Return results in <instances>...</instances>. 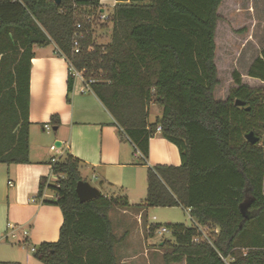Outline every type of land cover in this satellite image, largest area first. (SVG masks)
Returning a JSON list of instances; mask_svg holds the SVG:
<instances>
[{
    "label": "trees",
    "instance_id": "obj_1",
    "mask_svg": "<svg viewBox=\"0 0 264 264\" xmlns=\"http://www.w3.org/2000/svg\"><path fill=\"white\" fill-rule=\"evenodd\" d=\"M99 1L0 0V163L29 162L32 49L52 43L139 152L136 163L146 164L157 126L176 146L180 165L148 166L145 199L136 205L188 209L193 225L167 226L172 241L162 242L171 248L164 264H264V88H250L233 71L226 99L214 98L222 0H116L103 21ZM108 24L109 42L98 43L95 26ZM246 75L264 81V51ZM73 81L68 72L67 94ZM151 104L161 108L154 122L148 121ZM59 122L56 114L49 117L53 128ZM249 131L258 142L245 140ZM83 166L66 153L52 163L54 183L39 180L37 195L51 190L46 202L62 215L58 239L32 252L43 264H120L108 212L128 207L127 197L100 192L79 202L75 185ZM197 226L207 228V240H193L201 238Z\"/></svg>",
    "mask_w": 264,
    "mask_h": 264
},
{
    "label": "crops",
    "instance_id": "obj_2",
    "mask_svg": "<svg viewBox=\"0 0 264 264\" xmlns=\"http://www.w3.org/2000/svg\"><path fill=\"white\" fill-rule=\"evenodd\" d=\"M99 3V11L108 14L116 0H100ZM252 9L255 10L253 6ZM255 20L253 15L250 21L254 23ZM32 50L28 108L29 162L0 163V264H43L34 258L32 252L18 244L23 239L21 230L27 231L24 240L33 247L58 239L61 211L57 205L46 202L53 198V193L44 188L40 196L37 194L41 177L46 179V184H53L56 180L51 172V158L57 160L66 153L84 164L82 173L90 172L95 181L103 182L101 193L126 195L128 207H116L108 212L112 231L119 240L114 246V254L120 264L142 262L139 251L146 243V235L156 232L150 231L152 224L144 223L143 217L148 207L135 206L145 199L148 166L180 165L176 146L165 140L160 131H155L149 138L146 164L136 163L139 152L120 134L113 117L96 95L90 90H83L80 79L74 78L71 91L67 94L69 65L56 54L55 46L51 43L33 47ZM52 114H56L60 121L55 129L49 123ZM44 124H48L50 130H44ZM50 131L53 132L52 137L48 136ZM50 139L52 143L48 144ZM57 141V150L50 151V145H55ZM181 208L190 217L188 209ZM8 224L14 227L17 234L10 244L3 239L8 232ZM199 228L207 233L206 227ZM143 250L146 254L155 251ZM11 254L15 257L8 259L6 256ZM179 262L185 264L184 260Z\"/></svg>",
    "mask_w": 264,
    "mask_h": 264
},
{
    "label": "rangeland",
    "instance_id": "obj_3",
    "mask_svg": "<svg viewBox=\"0 0 264 264\" xmlns=\"http://www.w3.org/2000/svg\"><path fill=\"white\" fill-rule=\"evenodd\" d=\"M252 6L255 10L252 9ZM217 12L214 64L217 69L218 83L214 89V98L217 100L226 99L230 89L234 86L231 76L233 71L238 72L241 81L250 88H264V81L246 75L247 69L254 59L264 51V0H222ZM253 15H255L256 20L251 23L250 20ZM107 26L105 29H100L98 25L95 26L94 36L98 43L109 42L110 24ZM148 112V121L154 122L155 118L160 115L161 108L151 104ZM48 136L52 137L53 132L50 131ZM50 143H52L51 139L48 144ZM81 175L84 181L98 186V182L92 178L90 172L82 173L81 170ZM138 204L140 202L136 205ZM152 216L155 219H152ZM143 219L145 224H158L166 227V231L160 235L157 233L150 236L146 235V243L143 242L142 250L139 251L142 262H123L124 264H164L162 255L169 253L171 248L169 244L163 247L162 242L172 241L167 226L169 224L193 225L187 212L178 206L148 207ZM5 242L10 244L12 239L8 238ZM12 246L15 247V245ZM144 248L155 249V251H148L146 254ZM28 251L31 253L29 249ZM6 257L13 259L15 256L11 254ZM169 264H184V262H171Z\"/></svg>",
    "mask_w": 264,
    "mask_h": 264
},
{
    "label": "built area",
    "instance_id": "obj_4",
    "mask_svg": "<svg viewBox=\"0 0 264 264\" xmlns=\"http://www.w3.org/2000/svg\"><path fill=\"white\" fill-rule=\"evenodd\" d=\"M106 17H107V15L105 14V13H100V15H99V19L101 20V21H103V20H105L106 19ZM77 27H79V25H77ZM73 46H74V49H73V51L75 52V53H77L78 52V46H77V42L76 41H73ZM69 72L71 73V75L74 77V78H78V79H80L82 82H83V90H90L89 89V83L88 82H85L84 80H83V78H82V74H81V72H79V71H76V70H74L73 68H71V67H69ZM43 129L44 130H50V126L48 125V124H44L43 125ZM156 131H160V127L159 126H157L156 127ZM49 150L50 151H56L57 150V147H56V145H54V144H51L50 145V147H49ZM56 160H55V158H51V162L53 163V162H55ZM10 185H11V182H8ZM152 219H154V217L152 218ZM194 223V222H193ZM7 227H8V232L6 233V235L5 236H3V239H8V238H10V239H16V237H17V234H16V232L14 231V227L12 226V225H7ZM197 228H198V230L200 231V233H201V238H199V237H195L193 240L195 241V242H197V241H199L200 239H205V240H207V237H206V233L205 232H202L201 230H200V228H199V226H197ZM158 235H160V234H162L163 232H165L166 231V227H164V226H160V227H158L156 230H154ZM21 235H22V240L20 241V242H18V244L20 245V246H22V247H25V248H27V249H29L31 252H33L34 251V247L33 246H31V247H29V245L26 243V241L24 240V238L26 237V235H27V231L26 230H21Z\"/></svg>",
    "mask_w": 264,
    "mask_h": 264
},
{
    "label": "water",
    "instance_id": "obj_5",
    "mask_svg": "<svg viewBox=\"0 0 264 264\" xmlns=\"http://www.w3.org/2000/svg\"><path fill=\"white\" fill-rule=\"evenodd\" d=\"M55 3H58L59 0H53ZM234 104L237 106H243L244 102L240 101V100H235ZM246 110H248V107H245ZM55 129V128H54ZM244 138L246 141H248L250 144H254L256 142L259 141V138L252 132L249 131L248 133H246L244 135ZM56 146H59V142H55ZM75 193L77 195V198L79 200V202H86L89 201L97 196L100 195V190L89 184L88 182L84 181V180H79L76 185H75Z\"/></svg>",
    "mask_w": 264,
    "mask_h": 264
}]
</instances>
